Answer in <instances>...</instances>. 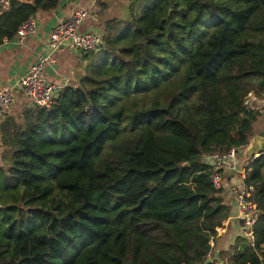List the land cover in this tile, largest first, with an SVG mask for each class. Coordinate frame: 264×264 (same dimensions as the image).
<instances>
[{
    "label": "trees",
    "instance_id": "16d2710c",
    "mask_svg": "<svg viewBox=\"0 0 264 264\" xmlns=\"http://www.w3.org/2000/svg\"><path fill=\"white\" fill-rule=\"evenodd\" d=\"M62 1L11 0L0 43ZM104 28L77 87L1 127L0 264H205L233 213L204 159L255 135L264 0H134ZM245 170L259 218L230 264H264V155Z\"/></svg>",
    "mask_w": 264,
    "mask_h": 264
},
{
    "label": "crops",
    "instance_id": "0c3cea01",
    "mask_svg": "<svg viewBox=\"0 0 264 264\" xmlns=\"http://www.w3.org/2000/svg\"><path fill=\"white\" fill-rule=\"evenodd\" d=\"M132 1L134 0H102L100 6L99 0H63L55 11L39 13L35 17L38 26L37 34L29 37L22 45L18 44L16 38L13 40L5 39L0 43V92L13 89L19 79L39 62V57L49 53V40L52 32L58 24L65 22L77 10L85 9L89 12L88 18L82 25L81 32L103 36L105 23L114 19H125L123 11L126 4ZM103 7L105 10H103ZM86 56L80 54L73 46L65 44L56 52L53 62L47 68L48 80L63 89L77 87L81 78L85 76L86 67L89 64ZM15 98L13 106L0 115V166L3 165L4 151L1 147V127L3 123L8 118H14L17 122H21L23 113L33 107V103L24 94L17 93ZM240 163L244 167L242 158ZM224 177V199L233 213L229 221L225 222L223 227L217 231V237L211 246L214 248L215 241L218 240V249L229 252L234 248L237 239L243 237V225L237 208L238 198L236 195V191L243 182L238 173L226 172ZM218 256L219 254L216 253L215 257Z\"/></svg>",
    "mask_w": 264,
    "mask_h": 264
},
{
    "label": "built area",
    "instance_id": "2783aa9c",
    "mask_svg": "<svg viewBox=\"0 0 264 264\" xmlns=\"http://www.w3.org/2000/svg\"><path fill=\"white\" fill-rule=\"evenodd\" d=\"M10 4L11 0H0V17L8 11ZM88 16L89 12L87 10L79 9L65 22L56 26L50 36L49 53L40 56L39 62L19 79L13 89L0 92V115L13 106L17 93L24 94L33 103V106L39 109L49 110L52 107L59 93L63 90L61 86L50 82L47 76V68L53 62L56 52L65 44L73 46L84 55H92L102 49V36L81 32L82 25ZM37 32V22L35 17H32L19 28L15 38L18 44L22 45ZM250 99H252V96ZM253 103L251 101V104ZM243 152L244 150L233 148L226 153L205 157V162L212 170V185L217 191H222L225 188L224 175L226 172L238 173L242 182L245 180L246 170L240 163ZM236 195L238 198L237 208L243 225V237L246 241H249V246H254L253 228L258 221L259 212L256 205L250 201L252 189L243 183L236 191Z\"/></svg>",
    "mask_w": 264,
    "mask_h": 264
},
{
    "label": "rangeland",
    "instance_id": "374dc122",
    "mask_svg": "<svg viewBox=\"0 0 264 264\" xmlns=\"http://www.w3.org/2000/svg\"><path fill=\"white\" fill-rule=\"evenodd\" d=\"M98 3L101 6L102 0H99ZM130 9H131V3L126 4V8H125L126 11L125 10L123 11V13L125 15L124 17H127L129 15ZM115 17H116V15H115ZM250 95L252 96V99H250L251 98ZM250 95L247 97L248 110H250V111L256 110L262 114V116L258 119L256 127H255V134H260V133L264 132V99H262L260 96H257L256 93H254V92H251ZM251 101H253L254 103L251 104ZM147 103L150 104L151 100L147 99ZM220 242H221V244H223L222 241H220ZM249 244H250L249 241L241 242L239 249H241V247H243L244 245L249 246ZM218 248L219 247H218V240H217V241H215V247L213 248L212 254L209 258V259H211L209 264H230V261H232L234 256L237 255V253H235V251L233 252V250L228 254V252L222 251ZM216 253L219 254L218 257H215Z\"/></svg>",
    "mask_w": 264,
    "mask_h": 264
},
{
    "label": "water",
    "instance_id": "95a60500",
    "mask_svg": "<svg viewBox=\"0 0 264 264\" xmlns=\"http://www.w3.org/2000/svg\"><path fill=\"white\" fill-rule=\"evenodd\" d=\"M79 53L81 54L82 52L79 51ZM262 155H264V132L255 134L250 140L249 145L244 149L242 154V165L245 167ZM210 261L211 259H208L205 264H209Z\"/></svg>",
    "mask_w": 264,
    "mask_h": 264
}]
</instances>
